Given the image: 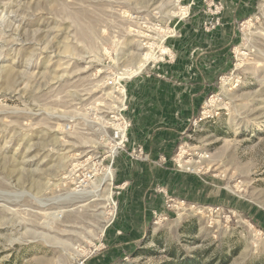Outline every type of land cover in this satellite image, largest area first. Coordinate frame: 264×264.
I'll return each instance as SVG.
<instances>
[{"label":"rangeland","instance_id":"1","mask_svg":"<svg viewBox=\"0 0 264 264\" xmlns=\"http://www.w3.org/2000/svg\"><path fill=\"white\" fill-rule=\"evenodd\" d=\"M205 8L0 0V264H264V0H241L228 37L210 43L219 65L169 159L156 162L190 175L184 188L154 185L145 206L131 180L118 182L125 151L111 184L73 182L76 166L108 152L110 111L125 100L129 116L127 83L174 61L179 28L205 31ZM147 52L156 57L131 72ZM165 191L198 208L167 209Z\"/></svg>","mask_w":264,"mask_h":264},{"label":"crops","instance_id":"2","mask_svg":"<svg viewBox=\"0 0 264 264\" xmlns=\"http://www.w3.org/2000/svg\"><path fill=\"white\" fill-rule=\"evenodd\" d=\"M221 1L225 5L222 27L215 36L196 27L194 22L184 24L179 28L182 37L174 44L176 59L161 63L151 74L127 83L128 114L132 119L130 140L141 144L148 158L136 161L123 152L116 158L115 166L118 182L131 180V186L144 193L141 202L145 206L155 203L152 190L156 185L167 188L169 180L180 179L175 185L184 188V179L190 176L177 172L168 160L163 165H156V162L169 159L188 116L194 113L204 96L208 67L219 65L216 58L211 59L209 55L210 49L216 48L210 43L228 37L227 29L233 20L231 12L241 3V0ZM161 156L165 159L160 160ZM158 196L161 203L162 193Z\"/></svg>","mask_w":264,"mask_h":264},{"label":"built area","instance_id":"3","mask_svg":"<svg viewBox=\"0 0 264 264\" xmlns=\"http://www.w3.org/2000/svg\"><path fill=\"white\" fill-rule=\"evenodd\" d=\"M203 1L206 7L204 12L208 15L203 21L204 30L206 32H211L219 24L220 14L222 13L224 5L220 0ZM126 110L127 104H125L124 100L119 107L110 111L107 121H105V127L108 130V132L105 130L108 148V152L104 157L106 158V162H104V158L99 162H92L91 166L83 168L80 173H77L78 166L72 170V174L74 175H72L74 177L73 182H75L76 188L84 189L90 186L93 182H96L99 175L102 174L104 177L107 169L112 171L114 159L121 151H125L132 160L147 159V154L145 153L143 146L130 140L129 131L132 126V120L126 114ZM162 160H164V157H162ZM107 182L108 181H105L103 184ZM164 193L166 194V191ZM165 206L167 209L173 210L176 213H182L185 210L189 211L198 208L194 203H189L185 199H177L168 194L165 195ZM163 218H166V216L164 215Z\"/></svg>","mask_w":264,"mask_h":264},{"label":"bare ground","instance_id":"4","mask_svg":"<svg viewBox=\"0 0 264 264\" xmlns=\"http://www.w3.org/2000/svg\"><path fill=\"white\" fill-rule=\"evenodd\" d=\"M156 56L150 52H147V53H144L143 56H142V60H141V63L138 64V66L135 68V69H130L131 72H139L140 69L143 68V66H145L149 61H151L152 59H154ZM134 68V67H133ZM127 71H124L121 75H122V78L123 77H127ZM112 172L111 170H108L106 171V175L101 179V182L99 184L93 182L91 184V186H95L97 187V189H101V185L105 182V181H108V183L110 182V179H112ZM84 189H77L76 191H83ZM99 191V190H98ZM83 193V192H82ZM109 196V195H108Z\"/></svg>","mask_w":264,"mask_h":264},{"label":"trees","instance_id":"5","mask_svg":"<svg viewBox=\"0 0 264 264\" xmlns=\"http://www.w3.org/2000/svg\"><path fill=\"white\" fill-rule=\"evenodd\" d=\"M194 264H199V262L197 260H194Z\"/></svg>","mask_w":264,"mask_h":264}]
</instances>
